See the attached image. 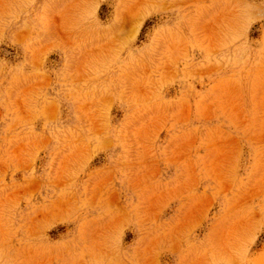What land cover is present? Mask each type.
<instances>
[{
	"label": "rangeland",
	"instance_id": "rangeland-1",
	"mask_svg": "<svg viewBox=\"0 0 264 264\" xmlns=\"http://www.w3.org/2000/svg\"><path fill=\"white\" fill-rule=\"evenodd\" d=\"M0 264H264V0H0Z\"/></svg>",
	"mask_w": 264,
	"mask_h": 264
}]
</instances>
